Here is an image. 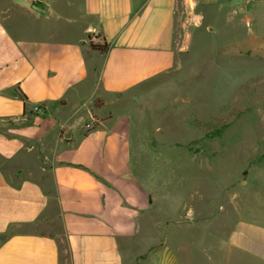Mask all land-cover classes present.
Masks as SVG:
<instances>
[{"label": "crops", "instance_id": "0c3cea01", "mask_svg": "<svg viewBox=\"0 0 264 264\" xmlns=\"http://www.w3.org/2000/svg\"><path fill=\"white\" fill-rule=\"evenodd\" d=\"M207 1L0 0V264H62L60 242L66 264H216L187 238L207 221L149 242L151 197L131 169L129 100L175 67ZM225 241L220 264H264V225L236 220Z\"/></svg>", "mask_w": 264, "mask_h": 264}, {"label": "rangeland", "instance_id": "374dc122", "mask_svg": "<svg viewBox=\"0 0 264 264\" xmlns=\"http://www.w3.org/2000/svg\"><path fill=\"white\" fill-rule=\"evenodd\" d=\"M253 10L208 0L202 18L185 22L175 67L129 100L131 169L153 209L149 242H163L175 223L207 221L187 238L216 264L236 220L264 225V16ZM60 251L66 264L63 242ZM236 256L233 264H260Z\"/></svg>", "mask_w": 264, "mask_h": 264}, {"label": "trees", "instance_id": "16d2710c", "mask_svg": "<svg viewBox=\"0 0 264 264\" xmlns=\"http://www.w3.org/2000/svg\"><path fill=\"white\" fill-rule=\"evenodd\" d=\"M88 48L90 51L103 55L108 52L109 46L105 41L95 42L91 38L88 39ZM97 105V104H96Z\"/></svg>", "mask_w": 264, "mask_h": 264}, {"label": "built area", "instance_id": "2783aa9c", "mask_svg": "<svg viewBox=\"0 0 264 264\" xmlns=\"http://www.w3.org/2000/svg\"><path fill=\"white\" fill-rule=\"evenodd\" d=\"M38 110H39V107H35V108H34V111H38Z\"/></svg>", "mask_w": 264, "mask_h": 264}]
</instances>
